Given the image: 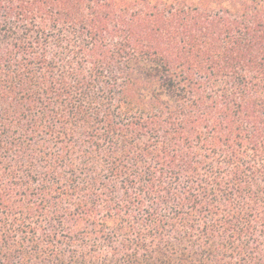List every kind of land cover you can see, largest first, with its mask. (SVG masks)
<instances>
[{
    "label": "trees",
    "instance_id": "1",
    "mask_svg": "<svg viewBox=\"0 0 264 264\" xmlns=\"http://www.w3.org/2000/svg\"><path fill=\"white\" fill-rule=\"evenodd\" d=\"M0 264H264V0H0Z\"/></svg>",
    "mask_w": 264,
    "mask_h": 264
}]
</instances>
